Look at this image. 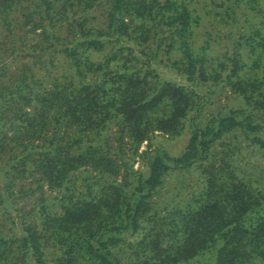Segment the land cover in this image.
<instances>
[{
  "label": "trees",
  "instance_id": "trees-1",
  "mask_svg": "<svg viewBox=\"0 0 264 264\" xmlns=\"http://www.w3.org/2000/svg\"><path fill=\"white\" fill-rule=\"evenodd\" d=\"M199 1L0 0V264H264V6Z\"/></svg>",
  "mask_w": 264,
  "mask_h": 264
},
{
  "label": "rangeland",
  "instance_id": "rangeland-1",
  "mask_svg": "<svg viewBox=\"0 0 264 264\" xmlns=\"http://www.w3.org/2000/svg\"><path fill=\"white\" fill-rule=\"evenodd\" d=\"M261 1L262 5L264 6V0ZM196 6L198 8V13L202 16L201 24L197 27L198 42L201 43L206 37L207 33H213L215 39L212 41V47L209 52L212 56H220L225 50L226 43L230 41L227 37V34H229L232 26L217 25L215 21L217 18H220L217 13L219 11H223V9L213 4L211 0H206V3L205 1L200 0ZM236 10L239 13L238 18H241L242 22L243 20H245V18H253L254 12L250 10V7L246 3V0H242V2L240 3V7ZM243 10L247 11L249 15H243ZM235 25L237 26V24H233L234 27H236ZM239 25L241 26V24ZM220 104H231V100H228L224 97ZM188 138L189 133L175 140H170L166 139L165 137L159 136L156 141L159 145L167 149L172 155H178L185 148Z\"/></svg>",
  "mask_w": 264,
  "mask_h": 264
}]
</instances>
